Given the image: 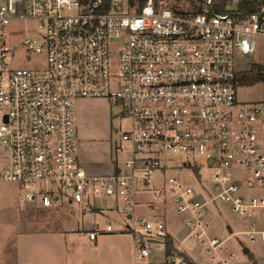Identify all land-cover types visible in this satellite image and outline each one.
<instances>
[{
	"label": "built area",
	"instance_id": "1",
	"mask_svg": "<svg viewBox=\"0 0 264 264\" xmlns=\"http://www.w3.org/2000/svg\"><path fill=\"white\" fill-rule=\"evenodd\" d=\"M30 21L38 38L19 26ZM257 36L264 0H0V181L44 208L64 196L108 200L122 218L106 232L134 238L135 264L158 248L162 264H195L182 247L192 238L207 264H230L214 232L219 204L250 222L228 227L229 238L264 243V101H239L235 68ZM20 48L26 60L45 56L46 68L15 66ZM83 99H113L130 121L111 174H90L76 155ZM185 170L196 186L176 175ZM168 197L187 232L170 247Z\"/></svg>",
	"mask_w": 264,
	"mask_h": 264
},
{
	"label": "rangeland",
	"instance_id": "2",
	"mask_svg": "<svg viewBox=\"0 0 264 264\" xmlns=\"http://www.w3.org/2000/svg\"><path fill=\"white\" fill-rule=\"evenodd\" d=\"M20 28L26 33L31 32V36L38 38L36 22H20ZM34 29V31H33ZM25 35L13 39L12 44L23 43ZM25 50L20 48L16 53L14 65L17 67H29L35 69L46 68L47 62L43 55H33L30 60L25 58ZM255 65L264 66V37L255 38V51L251 58L238 57L235 61V68L240 73L251 71ZM239 101L242 104H254L264 101V83H258L250 87H240ZM75 148L76 155L82 167L87 171L89 166L105 169H111V163L116 159L117 147L126 145L122 141V134L130 129V121L121 116V108L118 102L113 99H83L75 102ZM113 158V159H112ZM120 156L119 159H122ZM176 174V173H171ZM182 180L195 185V180L191 172L185 170L182 174L177 173ZM264 194V192H260ZM91 206H96L107 210L110 203L105 199L91 201ZM166 216L170 231L175 234L177 240L181 241L186 236V229L182 227L185 221L183 216L177 214L176 207L171 198H167ZM220 212L212 209L215 222L214 232L227 237V227H231L235 232L246 231L249 229L250 222L239 219L228 207L219 204ZM76 213L72 214L71 211ZM82 207L77 204H69V200L64 196L61 203L55 202L52 208L45 209L36 201L30 203L25 196L24 191L12 182L0 181V230H6L11 236H17L21 231L24 232L29 226L38 225L48 229H66L78 230V226L86 221L83 216ZM97 222L99 227H106L107 222L118 224L122 215L114 210L111 214H99ZM240 241H242L240 243ZM259 242L248 243L246 236H235L226 243V248L239 257H245L246 248H254ZM186 252L201 264H207L209 255L205 254L201 248L200 242L194 238L185 243ZM162 254L158 248L155 258Z\"/></svg>",
	"mask_w": 264,
	"mask_h": 264
},
{
	"label": "crops",
	"instance_id": "3",
	"mask_svg": "<svg viewBox=\"0 0 264 264\" xmlns=\"http://www.w3.org/2000/svg\"><path fill=\"white\" fill-rule=\"evenodd\" d=\"M119 158L120 156L116 153V159L114 162L112 161L109 171L95 166H89L87 170L90 174L94 175L111 174L114 172L116 162L120 160ZM147 198L150 199L149 196H143L139 199ZM35 202L30 201V203ZM69 204L72 205L74 203L69 202ZM81 207L83 216L87 219L83 221L82 226H78L77 231L66 229L54 230L35 225L29 226L17 236H11L6 230H0V264H135L134 238L129 234L108 233L106 232V227L100 228L97 222L96 216L99 214H111L115 210V207L110 205L107 210L96 206ZM137 212L153 216L145 207H139ZM71 213L75 214L76 211L72 210ZM182 227L185 228L184 223ZM94 230H98L100 233L95 240H91L89 233ZM171 234L173 244L180 245L184 238L178 241L175 234L172 232ZM223 239L226 240L224 252L222 253L223 256L230 257L234 255L230 264H264V243L256 241L260 244L252 249L246 248L249 250V253H244L245 257L236 259L235 253L232 251L228 252L229 250L226 248V243L230 240L229 236L223 237ZM185 243L182 247L186 252ZM155 254L149 260V264H162L160 256L155 258ZM187 255L195 264H201L188 253Z\"/></svg>",
	"mask_w": 264,
	"mask_h": 264
},
{
	"label": "trees",
	"instance_id": "4",
	"mask_svg": "<svg viewBox=\"0 0 264 264\" xmlns=\"http://www.w3.org/2000/svg\"><path fill=\"white\" fill-rule=\"evenodd\" d=\"M237 79L239 80L241 87H250L261 82L264 83V66L255 65L251 71L238 74ZM172 245L173 240L171 238L168 241V246L170 247Z\"/></svg>",
	"mask_w": 264,
	"mask_h": 264
},
{
	"label": "water",
	"instance_id": "5",
	"mask_svg": "<svg viewBox=\"0 0 264 264\" xmlns=\"http://www.w3.org/2000/svg\"><path fill=\"white\" fill-rule=\"evenodd\" d=\"M229 231L231 232V228H229ZM244 253H245V254H248V253H249V250H248V249H245V250H244Z\"/></svg>",
	"mask_w": 264,
	"mask_h": 264
}]
</instances>
